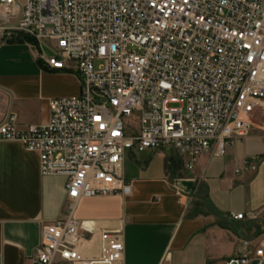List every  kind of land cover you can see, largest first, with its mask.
<instances>
[{"label":"built area","instance_id":"obj_1","mask_svg":"<svg viewBox=\"0 0 264 264\" xmlns=\"http://www.w3.org/2000/svg\"><path fill=\"white\" fill-rule=\"evenodd\" d=\"M8 40L80 81L77 95L49 99L46 122L19 124L13 113L0 123V139L38 154L41 175L65 178L64 211L41 226L29 264L122 263V231L95 234L74 211L83 197L129 193L126 152L175 154L198 183L202 154L222 156L255 129L264 139V0H0ZM261 216L264 208L230 214ZM252 254L264 257V241L243 239L224 264Z\"/></svg>","mask_w":264,"mask_h":264},{"label":"crops","instance_id":"obj_2","mask_svg":"<svg viewBox=\"0 0 264 264\" xmlns=\"http://www.w3.org/2000/svg\"><path fill=\"white\" fill-rule=\"evenodd\" d=\"M0 47V123L16 114L17 123H44L48 101L75 96L80 81L75 72L51 70L37 59H10L8 40ZM144 150L126 152L123 175L129 193L83 197L74 216L101 229L121 230L124 252L121 264H224L242 251V240L255 247L264 241V216L234 220L231 213L264 208V139L259 130L227 146L222 156L202 154L195 173L180 169L165 172V154ZM256 160L255 171L243 169L244 160ZM135 169L126 171V160ZM133 163V164H134ZM238 169V171H237ZM65 178L41 175L38 154L17 140L0 139V264H29L27 257L40 240L41 226L61 217L65 205ZM98 239L94 248H98ZM51 264H73L56 257ZM246 264H264L252 254Z\"/></svg>","mask_w":264,"mask_h":264},{"label":"rangeland","instance_id":"obj_3","mask_svg":"<svg viewBox=\"0 0 264 264\" xmlns=\"http://www.w3.org/2000/svg\"><path fill=\"white\" fill-rule=\"evenodd\" d=\"M5 41L0 42V47L2 45H4ZM45 53H48V50H45ZM8 56H10V59L14 60V61H21V62H35L36 61V56L33 52V50L30 47H27V49L25 47H20V46H13L8 52H7ZM163 154V153H161ZM131 162L130 160H126L125 164H126V171L128 169H135V163Z\"/></svg>","mask_w":264,"mask_h":264},{"label":"trees","instance_id":"obj_4","mask_svg":"<svg viewBox=\"0 0 264 264\" xmlns=\"http://www.w3.org/2000/svg\"><path fill=\"white\" fill-rule=\"evenodd\" d=\"M181 169V161L175 154L165 155V172L171 176H179Z\"/></svg>","mask_w":264,"mask_h":264}]
</instances>
